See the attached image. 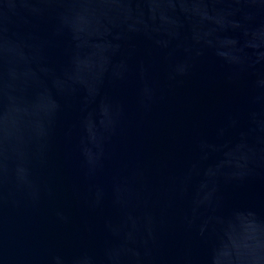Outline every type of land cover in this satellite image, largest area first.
<instances>
[{"label":"water","instance_id":"water-1","mask_svg":"<svg viewBox=\"0 0 264 264\" xmlns=\"http://www.w3.org/2000/svg\"><path fill=\"white\" fill-rule=\"evenodd\" d=\"M0 264H264V0H0Z\"/></svg>","mask_w":264,"mask_h":264}]
</instances>
